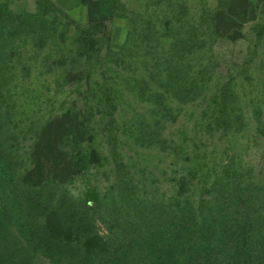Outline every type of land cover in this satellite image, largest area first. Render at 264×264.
I'll return each instance as SVG.
<instances>
[{"label":"rangeland","instance_id":"1","mask_svg":"<svg viewBox=\"0 0 264 264\" xmlns=\"http://www.w3.org/2000/svg\"><path fill=\"white\" fill-rule=\"evenodd\" d=\"M76 1L73 9L52 0L0 3V31L34 15L39 30L63 31L58 45H76L78 36L64 31L76 25L93 44L90 59L34 50L32 73L22 74L19 94L28 99L15 108L18 136L7 144L22 174L33 155L40 161L39 177L51 182L34 189L27 185L36 178L22 177L24 201L46 203L37 213L41 223L52 212L45 237L65 249L51 260L20 242L2 213L9 264H70L74 255L95 264L106 240L119 245L124 236L144 248L138 236L151 218L193 210L213 220L226 201H264V0ZM234 4L238 18L218 24L217 11ZM72 58L82 71H69ZM186 81L188 94L177 88ZM47 119L57 131L44 134L48 152L34 146ZM59 215L85 219L88 240L82 229L61 227Z\"/></svg>","mask_w":264,"mask_h":264},{"label":"trees","instance_id":"2","mask_svg":"<svg viewBox=\"0 0 264 264\" xmlns=\"http://www.w3.org/2000/svg\"><path fill=\"white\" fill-rule=\"evenodd\" d=\"M219 11L223 10L217 12L219 13ZM62 14L66 17L65 19H69V14L66 12H62ZM37 22L36 16L27 15V20L21 21L19 26L14 24L10 30L0 31V190L5 197L0 201V214L12 216L13 229L18 234L20 242L26 243L38 252H43L48 258L55 261L62 256L65 247L62 244L57 246V243L50 242L45 237L50 224L49 215L52 212L50 209H46V211H50L46 213L47 217H43L40 223L37 213L48 206L42 201L26 205L27 201H24L25 195L20 185L22 177H24L23 179L36 178L37 181L27 185L34 189H46L51 181L39 177L42 168L40 161H36V155L35 157L33 155V159L30 160L32 165L23 171V174L17 171L16 160L19 158L11 153L7 142L17 139L18 136L14 124L20 120L21 115L15 114V108L22 98L28 99L26 96L20 95L19 90L22 88L24 80L22 74L32 73L31 52L49 49L55 58L62 56L63 59H69L75 54L74 57L90 59L87 53L91 52L90 48H93V44L88 40L78 38L83 36V26L76 25L73 26L72 31H70L71 29L64 30L78 36L76 45H72L68 49L64 42L61 45L56 44V38L61 36L63 39L64 37L62 30H59L55 25L50 29L39 30L41 28L37 26ZM49 41L55 43L53 50L50 49L52 45L49 44ZM102 52L98 51V55ZM106 53L107 55L111 54V49H107ZM43 64L47 66L46 61ZM67 66L72 73L83 70L80 59L72 58L68 61ZM165 72H167L165 73L167 77H169V73L172 75L170 69H166ZM180 75L184 78L186 76L183 70L180 71ZM190 86H192V82L186 81L180 82L177 88L188 94ZM220 94L222 95L221 100L224 99L225 94ZM43 124L34 146L48 152L51 146L44 134L52 131V136H55L57 131L54 130L52 119L45 120ZM30 126L32 125L30 124ZM38 206L42 209L38 210ZM260 206L264 208V201H226L223 211H219L213 220L203 219L193 210L194 215L192 216L180 211L178 217L173 219L156 220L151 218L138 236L145 240L144 248L137 250L135 242L124 236L121 237L119 245L108 244L106 240L101 253L94 256L95 264H264V209L261 211ZM76 217L72 215V219L60 217L58 222L61 227L68 228L73 232L82 229L80 224L85 222V219L79 221ZM80 231L82 232L81 238L85 237V241L88 240L89 237L84 235L83 229ZM3 241L0 238V264L5 262L9 264ZM68 245L70 246L67 244L66 248ZM78 257L79 255L71 256L69 263L84 264L82 259L78 260Z\"/></svg>","mask_w":264,"mask_h":264},{"label":"crops","instance_id":"3","mask_svg":"<svg viewBox=\"0 0 264 264\" xmlns=\"http://www.w3.org/2000/svg\"><path fill=\"white\" fill-rule=\"evenodd\" d=\"M8 0H0V3H5ZM57 2L58 4L67 6L68 9H73L75 7H78V3L76 0H52ZM237 4L231 5L229 8H227L223 13H218L217 15V23L220 24V20L222 19H235L238 18L237 15H235V6ZM83 13V22L86 23L88 22V17H87V11L85 9L82 10ZM222 18V19H221Z\"/></svg>","mask_w":264,"mask_h":264}]
</instances>
